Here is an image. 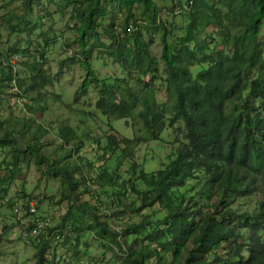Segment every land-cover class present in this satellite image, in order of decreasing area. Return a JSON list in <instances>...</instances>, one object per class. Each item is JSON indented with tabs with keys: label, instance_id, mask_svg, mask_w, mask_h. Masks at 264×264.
I'll list each match as a JSON object with an SVG mask.
<instances>
[{
	"label": "trees",
	"instance_id": "1",
	"mask_svg": "<svg viewBox=\"0 0 264 264\" xmlns=\"http://www.w3.org/2000/svg\"><path fill=\"white\" fill-rule=\"evenodd\" d=\"M31 2L22 0L24 12L15 22L13 13L6 16L10 33L36 29V24L28 28L31 22L25 19ZM70 2L81 54L69 59L85 71L74 104L94 87L98 116L111 134L79 137L64 126L58 137L47 136L42 120L48 107L33 105L44 101L46 90H54L44 53L29 55V37L24 49L0 51V93L6 84L14 85L19 89L15 99L32 103H23L27 112L19 127L0 119V215L1 201L8 199L12 204L7 205L14 206L11 226L21 242L35 248L34 264L79 259L78 242L86 231L108 240L110 249L117 246L123 252L119 264H264V45L259 37L264 0H177L172 12L174 5L191 6L181 12L187 20L184 34L173 42L174 29L160 21L155 0L62 1ZM116 13L124 14V31L129 21L138 30L121 36L112 22L110 45L100 40L98 30ZM140 21L150 36L161 34L164 98L154 82L159 61L152 41L141 34ZM51 41L46 38L45 44ZM97 49L112 57L125 79L98 76L91 61ZM12 54L31 58L21 62L28 75L17 76L15 84L11 67L2 65ZM134 75L140 89L129 81ZM119 120L124 127L114 124ZM124 128L129 135H123ZM85 139L91 155L79 153ZM151 142L170 149L168 162L149 172L137 154ZM20 165L42 170L53 182L59 179L68 201L59 220L39 211L23 191L25 203L8 197L10 186L23 176ZM111 204L113 214L124 207L141 219L115 230L100 214V206ZM2 228L7 237L10 229L6 223ZM55 244L70 246L71 254L59 261L48 258Z\"/></svg>",
	"mask_w": 264,
	"mask_h": 264
},
{
	"label": "rangeland",
	"instance_id": "2",
	"mask_svg": "<svg viewBox=\"0 0 264 264\" xmlns=\"http://www.w3.org/2000/svg\"><path fill=\"white\" fill-rule=\"evenodd\" d=\"M63 0H42V5H38L32 0L30 10L26 14L25 19L31 22L28 28H31L34 24L37 25L36 29L30 31L10 33L8 30V24L5 19L10 13H13V22L16 21V16L23 14L24 9L22 7V0H0V51H8L9 48L15 47L16 49H24L26 47L25 40L29 37L31 45L28 47L31 54L41 50L44 53L46 70L54 76V90H46V97L44 101L34 102L33 105L47 106L48 110L45 113V117L42 120V124L45 129L49 130L50 138L58 137L59 127L69 126L73 128L79 137H85L87 134H94L97 131L107 132L111 134L107 125L98 116L99 112L96 110V102L98 100V92L96 89H91L87 98L83 99L80 104H74L75 93L79 90V87L85 77V71L79 63H75L70 60V57L77 58L80 56L81 46L78 41V33L76 31V21L72 19L71 15L74 12V3L70 2L68 5L62 3ZM79 1V0H77ZM160 9V21L166 24L168 27H173V35L169 37L170 41H175L176 38L183 36V27L187 20L186 15H173L172 12L167 9L172 0H155ZM182 2L185 0H181ZM64 5L65 8L60 10V6ZM179 6V5H174ZM139 12V10L137 11ZM124 14L116 13L115 18L108 16L103 21V26L99 28V38L101 41L112 44L109 41L108 29L113 25L121 36H127L124 29ZM133 23V21H129ZM144 32H141L146 41H152L151 50L153 57L159 61V70L157 72V79L154 80L158 91H160L159 97L164 98L166 86L164 85V78L166 77L164 62L161 60V54L163 49V43L160 39V32H156L153 35H149L143 27ZM80 27V25H79ZM24 28V27H22ZM116 31V32H117ZM118 33V32H117ZM51 38L52 41L49 46L45 44L46 38ZM259 37L264 45V23L260 29ZM97 49L92 54V65L94 66L98 76L108 77L117 80H123L126 77L122 74L120 66L115 64L112 57L108 54L100 55ZM264 54V49H263ZM4 55V53H3ZM77 56V57H75ZM30 57L19 58L16 61V69L14 74H17L18 78H25L28 75V70L21 64L23 61H30ZM194 73L197 68H194ZM140 79V78H139ZM16 78L12 80L14 84ZM151 80V75L147 78ZM131 84L140 89L138 84L137 75H134L129 80ZM13 92H19L17 86L6 84L3 91L0 93V119L10 122L11 124L19 127L21 124L22 114L26 115V110L23 103L32 105L31 101L23 97L24 99H15ZM54 94L59 96L57 100ZM92 113V116L90 115ZM123 123V124H122ZM115 125H122V120L115 121ZM51 125H53L51 127ZM123 135H129V132L124 128ZM157 143L151 142L150 145L142 146L139 150L138 160L145 169L149 172L161 168V165L168 162V155L170 146L166 145L157 147ZM54 146H52L53 148ZM51 148V150H52ZM92 147L85 139L82 147L79 148V153L91 155ZM2 155L0 154V161ZM23 176L16 179V181L10 186L9 198L19 199L23 203L21 195L23 191L26 193L27 201L30 200L37 207L38 210L48 216L59 220L66 214L68 208V201L63 199L60 191L63 190L59 179L55 178L53 182L52 178L45 176L42 170H39L32 165H20ZM151 170V171H150ZM5 171H2V174ZM53 187L52 189H50ZM50 189V191H48ZM82 200H88L90 204L96 205V201L86 196L81 197ZM102 199H104L102 197ZM127 205H130V201H126ZM1 215H0V264H34L35 248L23 243L17 238L13 226H11V214L12 208L1 203ZM254 203H249L248 208L252 209ZM114 205L100 206L101 216L107 218L116 230H120L121 226L127 222H138L141 219L139 214H131L129 209L124 207L121 210H125L121 213L113 214ZM145 212V211H144ZM6 223L10 229V233L5 237L3 233V224ZM121 225V226H120ZM125 236L121 235L119 238ZM109 241L103 240L90 231L84 232L78 242V250L80 252V258L76 257L71 259V264H119L120 256L123 252L116 246L114 249L109 248ZM56 248L49 255L48 258L55 257L56 261H59L61 256L66 254L69 256L72 249L68 245H53ZM86 257L88 260L81 261Z\"/></svg>",
	"mask_w": 264,
	"mask_h": 264
},
{
	"label": "clouds",
	"instance_id": "3",
	"mask_svg": "<svg viewBox=\"0 0 264 264\" xmlns=\"http://www.w3.org/2000/svg\"><path fill=\"white\" fill-rule=\"evenodd\" d=\"M172 4H175L174 0H172L171 3H170V5L167 6V9H168V10H170ZM169 13L173 14V12H169ZM173 15H174V14H173ZM128 29H130V31H128ZM137 30H138V27L135 26L134 24H131V23L127 26V28L125 29V31H124V29H123V31H124V33H125L126 35H130L131 33H134V32L137 31ZM115 31H117V30L115 29ZM117 32H118V33H117ZM117 32H116V33L120 35L119 31H117ZM18 57L20 58V56H18V55H16V54H12V55H10V56L6 59V61H5L4 58H3V60H2V65H3V66H10V67H11V73H12V76H13L12 80H14V79L17 77V74H14L13 69H14V68L16 69V67H17V65H16V61H17ZM4 61H5V62H4ZM14 84H15V82H14ZM1 203H3V204H7V203L12 204V202L9 201L8 199H3V201H1ZM1 205H2V204H1ZM12 213H13V215H14V206H13V208H12ZM115 230H116V229H115Z\"/></svg>",
	"mask_w": 264,
	"mask_h": 264
},
{
	"label": "built area",
	"instance_id": "4",
	"mask_svg": "<svg viewBox=\"0 0 264 264\" xmlns=\"http://www.w3.org/2000/svg\"><path fill=\"white\" fill-rule=\"evenodd\" d=\"M175 3H177V0H174ZM191 6V2H189V5H183V6H177L175 11L173 12L174 15H180L181 12L186 11L190 8ZM128 31H130V29H128ZM13 71H15V68L13 69ZM32 232H35L34 230H32Z\"/></svg>",
	"mask_w": 264,
	"mask_h": 264
}]
</instances>
